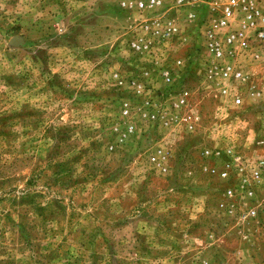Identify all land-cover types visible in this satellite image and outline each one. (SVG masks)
<instances>
[{"label": "rangeland", "instance_id": "obj_1", "mask_svg": "<svg viewBox=\"0 0 264 264\" xmlns=\"http://www.w3.org/2000/svg\"><path fill=\"white\" fill-rule=\"evenodd\" d=\"M118 3L0 0V264H241L250 250L203 153L218 141L264 156V106L217 126L205 101L195 136L124 117L139 100L112 76L140 77L128 50L138 16ZM188 42L175 56L194 58L189 88L204 52ZM159 149L164 173L149 163Z\"/></svg>", "mask_w": 264, "mask_h": 264}, {"label": "built area", "instance_id": "obj_2", "mask_svg": "<svg viewBox=\"0 0 264 264\" xmlns=\"http://www.w3.org/2000/svg\"><path fill=\"white\" fill-rule=\"evenodd\" d=\"M118 1L121 10L138 16L128 50L138 61L140 77L126 80L118 72L112 76L120 87H132L139 100L124 106V117L195 136L203 130L205 101L216 102L214 116L225 118L230 110L246 112L258 104L264 81L250 83L248 68L264 65V7L259 0ZM189 38L200 40L204 54L201 79L188 88L184 86L194 58L175 55L189 45ZM158 82L167 92L155 99L152 90ZM134 131L131 124L129 132ZM203 156L219 163L216 186L225 199L223 211L250 250L244 264H264V156L248 158L232 144L205 148ZM169 160L165 149L149 155V163L162 173L168 171ZM243 258L240 255L239 261Z\"/></svg>", "mask_w": 264, "mask_h": 264}, {"label": "crops", "instance_id": "obj_3", "mask_svg": "<svg viewBox=\"0 0 264 264\" xmlns=\"http://www.w3.org/2000/svg\"><path fill=\"white\" fill-rule=\"evenodd\" d=\"M259 2L264 7V0H259ZM248 73L250 75V77H249L250 83H254V82L258 83V82L264 81V65H262V66L252 65L251 67L248 68ZM199 79H201V78H199ZM256 100L258 101L257 102L258 104L255 105V107H257L254 110L255 112L258 111L257 109L261 108L260 105L262 106V104H263V106H264V94H262L261 97L256 99ZM211 102L216 106V102H214V101H211ZM255 107L254 106L248 107L247 112L250 111L251 109H254ZM262 108H263L262 111L261 110L258 111L261 115H262V112L264 114V107H262ZM213 117L214 118L212 119V124H215L217 126H218V124H220V121L222 122V120L227 119V118H225V116H222V115H217V116H213ZM207 118H209V116H206V119ZM214 143L215 144L210 145V147H205V148L213 149V148H217V147H223V144L219 143L218 141H215ZM207 146H209V145H207ZM257 157H255V158H257ZM255 158H252V159H255ZM241 256H242V258L244 257L243 258L244 261L242 260V262H240V263L244 264L246 262V260H248V254L244 250H241ZM205 264H210V263L205 262Z\"/></svg>", "mask_w": 264, "mask_h": 264}, {"label": "water", "instance_id": "obj_4", "mask_svg": "<svg viewBox=\"0 0 264 264\" xmlns=\"http://www.w3.org/2000/svg\"><path fill=\"white\" fill-rule=\"evenodd\" d=\"M20 41L21 40L19 38H15V39H13L12 44L15 46H19L21 44Z\"/></svg>", "mask_w": 264, "mask_h": 264}]
</instances>
